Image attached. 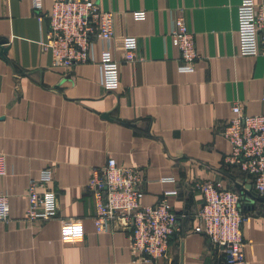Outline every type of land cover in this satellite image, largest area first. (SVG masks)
Segmentation results:
<instances>
[{
    "label": "crops",
    "instance_id": "1",
    "mask_svg": "<svg viewBox=\"0 0 264 264\" xmlns=\"http://www.w3.org/2000/svg\"><path fill=\"white\" fill-rule=\"evenodd\" d=\"M114 13L116 38L96 41L95 63L65 69L44 51L48 21L31 0H0V153L6 172L0 194L9 197L10 221L0 222V264H151L131 250V231H98L87 183L109 158L137 167L144 178L142 205L166 199L179 216L168 257L157 264H225L224 254L194 232L203 199L193 187L209 179L241 195L247 264H264V199L252 178L225 162L222 136L241 103L247 115L264 114V55L239 52L241 0H96ZM261 3L264 0H255ZM43 15L52 0H42ZM143 11L144 18L135 13ZM182 15L194 33V71L181 73L171 43ZM137 38V59L119 65V85L104 87L98 62L122 60V38ZM53 170L57 214L25 221L29 179Z\"/></svg>",
    "mask_w": 264,
    "mask_h": 264
},
{
    "label": "built area",
    "instance_id": "2",
    "mask_svg": "<svg viewBox=\"0 0 264 264\" xmlns=\"http://www.w3.org/2000/svg\"><path fill=\"white\" fill-rule=\"evenodd\" d=\"M37 19L48 21L44 51L51 54L52 64L65 69L95 63L92 55L96 41L111 43L116 38L114 13L104 11L96 0H52L49 14L43 15L42 0H31ZM145 13H135L138 19ZM239 52L245 56L264 55V1L241 0L237 8ZM171 43L179 50L178 71L190 73L200 59L196 52L194 33L182 15L173 21ZM124 53L118 61L110 56L99 62L101 81L105 88L119 85V65L136 61L137 38H122ZM233 117L226 123L222 136L231 146L225 162L236 166L252 178L254 191L264 199V114L247 115L241 103L232 106ZM6 172V156L0 153V176ZM87 190L93 199V222L98 231L128 228L131 250L144 262L157 264L168 257L171 237L178 232L179 216L172 205L162 199L154 205H142L144 178L137 167L117 165L109 158L100 167L91 169ZM53 170L44 169L40 177L29 179L26 223H45L57 214V196L50 188ZM194 189L202 195L197 226L194 232L204 234L224 254L225 264H247L242 225L250 216L240 211L241 195L225 189L209 179H197ZM9 197L0 194V222L10 221Z\"/></svg>",
    "mask_w": 264,
    "mask_h": 264
},
{
    "label": "water",
    "instance_id": "3",
    "mask_svg": "<svg viewBox=\"0 0 264 264\" xmlns=\"http://www.w3.org/2000/svg\"><path fill=\"white\" fill-rule=\"evenodd\" d=\"M3 44H5V42L3 41V43H0V46L2 45L3 46Z\"/></svg>",
    "mask_w": 264,
    "mask_h": 264
}]
</instances>
